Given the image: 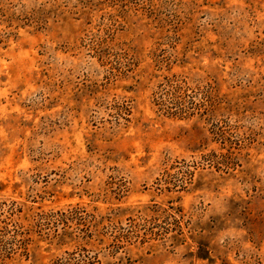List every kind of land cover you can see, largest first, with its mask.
I'll return each instance as SVG.
<instances>
[{
	"label": "rangeland",
	"instance_id": "1",
	"mask_svg": "<svg viewBox=\"0 0 264 264\" xmlns=\"http://www.w3.org/2000/svg\"><path fill=\"white\" fill-rule=\"evenodd\" d=\"M0 264H264V0H0Z\"/></svg>",
	"mask_w": 264,
	"mask_h": 264
},
{
	"label": "trees",
	"instance_id": "2",
	"mask_svg": "<svg viewBox=\"0 0 264 264\" xmlns=\"http://www.w3.org/2000/svg\"><path fill=\"white\" fill-rule=\"evenodd\" d=\"M180 91H182L181 86L172 87L171 85H168L162 91V94H161L162 95V98H161V100L175 98L173 96L179 95L180 94ZM163 101H161V103ZM186 112L187 111H185V109L182 107V108H179L175 113H172L171 116H175V117L178 116L179 118H183L184 115L186 114ZM119 238H120V236L119 237H114L113 241L115 240V241L119 242ZM119 244H122V243H119Z\"/></svg>",
	"mask_w": 264,
	"mask_h": 264
}]
</instances>
